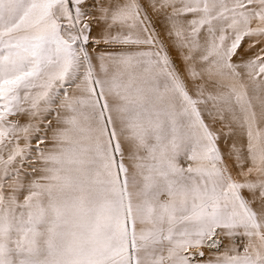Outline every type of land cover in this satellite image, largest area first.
Listing matches in <instances>:
<instances>
[{
    "label": "snow or ice",
    "instance_id": "1",
    "mask_svg": "<svg viewBox=\"0 0 264 264\" xmlns=\"http://www.w3.org/2000/svg\"><path fill=\"white\" fill-rule=\"evenodd\" d=\"M0 264H264V0H0Z\"/></svg>",
    "mask_w": 264,
    "mask_h": 264
}]
</instances>
